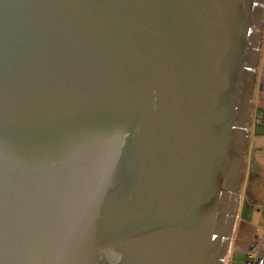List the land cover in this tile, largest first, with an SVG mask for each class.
<instances>
[{
    "label": "water",
    "instance_id": "95a60500",
    "mask_svg": "<svg viewBox=\"0 0 264 264\" xmlns=\"http://www.w3.org/2000/svg\"><path fill=\"white\" fill-rule=\"evenodd\" d=\"M264 0H0V264H225Z\"/></svg>",
    "mask_w": 264,
    "mask_h": 264
},
{
    "label": "crops",
    "instance_id": "0c3cea01",
    "mask_svg": "<svg viewBox=\"0 0 264 264\" xmlns=\"http://www.w3.org/2000/svg\"><path fill=\"white\" fill-rule=\"evenodd\" d=\"M238 208L225 264H245L258 245L264 256V24L252 92Z\"/></svg>",
    "mask_w": 264,
    "mask_h": 264
},
{
    "label": "built area",
    "instance_id": "2783aa9c",
    "mask_svg": "<svg viewBox=\"0 0 264 264\" xmlns=\"http://www.w3.org/2000/svg\"><path fill=\"white\" fill-rule=\"evenodd\" d=\"M245 264H264V256L259 254L258 245H253L249 249Z\"/></svg>",
    "mask_w": 264,
    "mask_h": 264
},
{
    "label": "rangeland",
    "instance_id": "374dc122",
    "mask_svg": "<svg viewBox=\"0 0 264 264\" xmlns=\"http://www.w3.org/2000/svg\"><path fill=\"white\" fill-rule=\"evenodd\" d=\"M238 186L240 187V184H238ZM238 186H237V187H238ZM239 190H240V189H238V188L236 189L237 194H238Z\"/></svg>",
    "mask_w": 264,
    "mask_h": 264
},
{
    "label": "trees",
    "instance_id": "16d2710c",
    "mask_svg": "<svg viewBox=\"0 0 264 264\" xmlns=\"http://www.w3.org/2000/svg\"><path fill=\"white\" fill-rule=\"evenodd\" d=\"M240 184V183H239ZM239 189V186L237 187Z\"/></svg>",
    "mask_w": 264,
    "mask_h": 264
}]
</instances>
